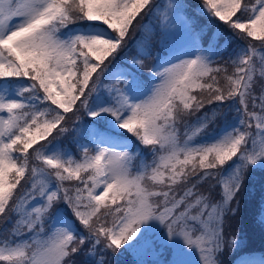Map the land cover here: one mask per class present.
<instances>
[{"label":"snow or ice","instance_id":"obj_1","mask_svg":"<svg viewBox=\"0 0 264 264\" xmlns=\"http://www.w3.org/2000/svg\"><path fill=\"white\" fill-rule=\"evenodd\" d=\"M154 12L162 36L176 27L186 46L157 56L145 80L149 29L128 67L109 70ZM199 15L197 28L183 5L154 0H0V264H75L85 245L91 264H113L161 237L171 264H220L239 247L224 223L264 170V0H201ZM221 25L245 43L218 63L230 43ZM81 110L76 158L58 138Z\"/></svg>","mask_w":264,"mask_h":264},{"label":"trees","instance_id":"obj_2","mask_svg":"<svg viewBox=\"0 0 264 264\" xmlns=\"http://www.w3.org/2000/svg\"><path fill=\"white\" fill-rule=\"evenodd\" d=\"M185 4L188 5L189 10H193L195 13V19L200 23V25L203 23V20L207 22V18L199 15L197 12V5H199L198 0H183ZM154 3L158 5L159 3H162V0H154ZM150 16L146 15L143 17L141 23L145 26L144 28L137 27V30L132 33L131 38L127 42V46L115 57V59L112 60V63L109 64V67L114 64L116 61H121L125 64H130L131 60L134 57H137V46H136V39L140 41L144 37L141 33L145 30H147V21ZM139 19V18H138ZM196 21V22H197ZM198 27V26H196ZM222 32L223 34H228L229 37H231L232 42L228 45L227 51H229V48H232L234 46H240L243 45L245 42L239 39L238 37L234 36L233 33L228 30L225 26H222ZM257 43V42H254ZM158 44V43H157ZM155 52L152 50V55L148 59L144 61L145 67L142 72V77L146 79L148 75V69L152 67L153 64L156 63L157 56H161V48L158 46L153 45ZM164 48V47H163ZM159 50V51H157ZM227 60V57L223 56L221 59H219L217 62L222 63ZM107 63V62H106ZM231 70V69H230ZM101 79H104V77H101ZM255 91L257 94L260 93V83L258 82L255 88ZM215 105L213 106H206L204 111H211ZM79 117V122H77L76 117ZM220 117V116H219ZM218 117V118H219ZM218 118L216 119V124L219 123ZM89 117L84 114L83 110L76 113V116H73L71 113L68 114V119L66 121V125L69 128V132L63 135L62 137H59V143L64 146H69L71 148L76 147V134L73 131L75 127H81L83 124H86L87 121H89ZM41 143H44L43 141ZM253 175V182L252 186H259L262 183V180L264 178V170H256L254 172H251ZM251 180L246 179L244 182V186L241 188L240 192L237 196V201L239 202L238 210L234 215L229 214L225 218V226H224V236L225 239L228 240L231 237H238L241 235L244 238H241L242 241L236 249L241 248H247V247H253L255 248L256 252L259 254L264 255V230H261L258 226L253 224V217L255 216L256 208L258 207L259 203V189H253L248 187V183H250ZM208 184H203L200 186V191L205 192L208 190ZM235 202V201H234ZM233 207H236V202L234 203ZM241 234V235H239ZM231 250L227 246H225V249L222 253L219 254V261L220 264H230L231 256L236 251ZM78 255V254H77ZM76 255V256H77ZM125 254L119 255L116 257L113 264H137L135 262H128L125 260ZM171 254L167 255L165 258V262L168 263L170 259ZM130 260V259H129ZM150 257L148 261H150ZM165 263V264H166ZM84 264H91V261L88 260ZM145 264H150V262H146ZM154 264V263H151Z\"/></svg>","mask_w":264,"mask_h":264},{"label":"rangeland","instance_id":"obj_3","mask_svg":"<svg viewBox=\"0 0 264 264\" xmlns=\"http://www.w3.org/2000/svg\"><path fill=\"white\" fill-rule=\"evenodd\" d=\"M198 3H199V5H197V12L199 13L198 7L200 8L201 0H198ZM169 4H172V5H175V4L183 5V12H186L188 16H191L193 18L195 17V14H194L195 12L192 9L189 10L190 8L188 9V5L185 4V2L183 0H163V2L159 3L157 6H165V5H169ZM156 15L157 14L155 12L152 15H148L150 17H149V19L147 21V30H145V31H143L141 33L142 35H145L149 29H154V32L152 33V37H151V51L152 50L154 52L156 51V50H154L153 45L158 46V44H157V42H158L159 44H162V45L165 46L166 50L168 51V55H173V54H175L177 52H178L177 54H179V50L186 46V37L184 36V34L182 32L178 31V29L176 27L168 28L167 29V36L166 37L162 36V34H161L162 25L157 20ZM205 23H207V22L203 20V23L201 25H203ZM211 31H212V29H211ZM141 41H142V39H140V41L136 39L137 50H138V46L141 43ZM229 41H231V40L229 39ZM220 43L223 44L224 43V39L222 41H220ZM241 46L242 45L234 46V49L239 48ZM234 49L231 48V51H228V57H229V54L232 53V51ZM157 51H159V50H157ZM172 58H169V59H172ZM215 58L216 57H214V59ZM116 67L127 68L126 65H124V63L115 62V64H113L109 68V70L114 71ZM105 82H107V81H105ZM235 117H236V113H235L234 110L233 111H228L226 116H220L218 118V121H219L218 124H216V122H215L214 124H212L209 127V129H208L209 133H213L214 134L215 129L222 128L224 126L225 122L234 123L235 122ZM63 147L69 149L66 145H64ZM77 158H79V157L77 156ZM257 170H260V169H257ZM253 178L254 177H253V175L251 173L247 177V179H249L251 181H253ZM256 188L259 189V195H260V197H259V200H260L259 208H260L261 206H264V179L262 180V184L259 185L258 187H255V189ZM21 191H23V189H21ZM207 191H205V192H207ZM219 193H220L219 187L214 188L212 190V192H211L212 198L214 200H218L220 198ZM234 203L235 202H233V205H234ZM253 221H254V223H257V224L260 222L259 209L255 213V216L253 217ZM225 225L226 224L224 223V226ZM8 227L11 228V224H9ZM157 235L159 236V234H157ZM239 235H241V234H239ZM236 238L238 239L239 245H240V243L242 241L241 238H244V237L241 235V238H240V236H238ZM135 254H136V256H138V260L139 261H146L147 260L146 257H150L151 256V259L155 260L159 264H164V262H162V259H161L163 254H165V255L166 254H171L168 263L165 262L166 264H171V262L174 259L178 258L176 256V253H175L174 249L170 246V243H165L164 239L162 237L159 238V239H155L154 246H153V248L151 250H149V251L137 250V251H135ZM255 257L256 258H260L258 255H256ZM84 258L88 259L89 257L87 255H84ZM183 259L189 260V261L192 262V264H195V261H196L197 257H196L195 254H193V255L188 256V257H183ZM218 259H219V257H218ZM152 260H151V262H152ZM75 264H79V263L75 262Z\"/></svg>","mask_w":264,"mask_h":264}]
</instances>
